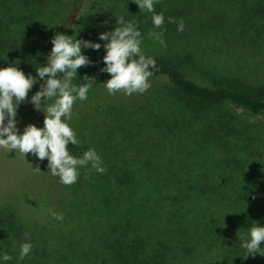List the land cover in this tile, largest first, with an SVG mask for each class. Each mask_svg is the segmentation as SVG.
<instances>
[{
	"label": "trees",
	"instance_id": "16d2710c",
	"mask_svg": "<svg viewBox=\"0 0 264 264\" xmlns=\"http://www.w3.org/2000/svg\"><path fill=\"white\" fill-rule=\"evenodd\" d=\"M133 2L0 0V68L35 76L55 34L103 45L120 17L138 24L156 61L147 91L110 95L103 47L82 49L93 63L73 83L96 82L73 106L80 143L68 148H94L106 171L88 165L63 185L30 153L0 202V254L12 256L7 264H264L241 247L253 223L264 227V0H159L164 45ZM28 104L17 118L43 127ZM25 233L33 249L21 260Z\"/></svg>",
	"mask_w": 264,
	"mask_h": 264
},
{
	"label": "clouds",
	"instance_id": "9594fccd",
	"mask_svg": "<svg viewBox=\"0 0 264 264\" xmlns=\"http://www.w3.org/2000/svg\"><path fill=\"white\" fill-rule=\"evenodd\" d=\"M159 0H134L140 12L151 13L154 29L149 35L161 45L163 40V25L165 15L158 14L155 5ZM169 23L177 24V31L182 32L185 28L184 20L178 22L173 17H168ZM115 28L103 32L98 39L104 41L93 43L89 40L72 38L65 34H55L50 43L52 48L47 55L46 63L35 68L36 75L25 74L19 67L10 64L0 68V149L15 151L22 154L31 153L39 161H48L49 173L59 177L63 185H72L79 178V169L91 165L97 173L103 174L106 168L104 161L94 148H89L82 156L71 154L68 145L77 146L80 141L70 121L74 116L73 106L77 101H86L88 93L96 82L94 77L85 75L82 80L85 83L76 85L73 81L80 76L78 69L89 66L93 62L83 54L82 49L100 51L103 47L105 55L101 63L104 67L102 73L110 76L104 86L110 95L123 91L125 95L144 93L150 87V78L156 68V61L151 56H146L142 50L143 37L138 24L126 21L120 17L116 21ZM81 79V78H80ZM35 85L39 90L28 100V94ZM53 101V103H49ZM31 103L36 111L44 114L43 127L27 125L23 133L19 132L17 113L22 103ZM90 169V170H91ZM39 171V166L33 168ZM56 219L62 216L56 215ZM24 242L20 245V259L27 257L32 249L31 237L25 233ZM264 227L253 223L248 230V238H241V247L248 256L259 254L264 257ZM12 256L7 253L0 254V264H7Z\"/></svg>",
	"mask_w": 264,
	"mask_h": 264
},
{
	"label": "rangeland",
	"instance_id": "374dc122",
	"mask_svg": "<svg viewBox=\"0 0 264 264\" xmlns=\"http://www.w3.org/2000/svg\"><path fill=\"white\" fill-rule=\"evenodd\" d=\"M196 79L202 80V76H197ZM163 79L156 81L155 84L161 83ZM153 82H150L152 84ZM33 105L29 103L24 110L28 111ZM241 112V111H239ZM43 113L35 110V116L33 121H37V123L41 122L43 119ZM19 121V117L17 118ZM28 123H31L30 121ZM29 124H23L21 121L17 124L19 132L22 134L24 128ZM30 155L26 154L25 158H28ZM24 156L19 152L8 151L5 149H0V202L2 200L11 199L13 188L16 187L19 183L22 182L23 176L26 169V159H23ZM22 161V162H21ZM24 162V163H23ZM28 172V171H27ZM19 187V186H17Z\"/></svg>",
	"mask_w": 264,
	"mask_h": 264
}]
</instances>
